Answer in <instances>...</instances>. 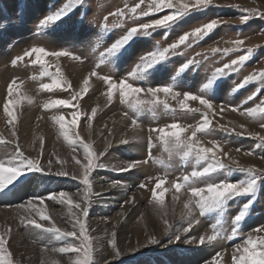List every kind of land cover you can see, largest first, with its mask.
Listing matches in <instances>:
<instances>
[{
	"label": "rangeland",
	"instance_id": "1",
	"mask_svg": "<svg viewBox=\"0 0 264 264\" xmlns=\"http://www.w3.org/2000/svg\"><path fill=\"white\" fill-rule=\"evenodd\" d=\"M66 0H0V10L5 15L12 16L11 25L0 36V159H10L15 150V143H10L15 138L12 137V128L7 123V118L3 112V103L9 99L7 86L16 80V88L13 90L12 99L19 103L10 105L17 120L16 132L18 143L25 155L37 157L40 155V138L44 139V151L41 163L46 167V162L50 154L55 153L61 160H66V170L71 174L79 173L80 169L71 159L72 152L67 141L60 135L59 125L52 116L63 112L65 122L72 120L71 112L78 111L81 119L77 125L73 126V131L79 132L80 136L87 142L93 143L94 151H103L106 141H111L112 147L100 157L101 163L107 165L106 169H96L92 174L93 193H99V197L93 198L92 207L87 219L89 234L95 237L93 242L94 259L98 264H231V254L237 245L243 243L249 234L256 235L254 230L260 225H264V196H261L255 206V211L247 221V225L242 228L239 234L229 239L231 233V218L239 210L244 198H237L230 201L220 227L223 237L214 246H198L193 244L178 242L167 245V236L163 234L165 227L163 215L157 214L153 205L149 203L151 193L149 188L154 187L159 178L166 177V183L162 185L161 191L165 188V210L166 218L173 225L174 230L186 227L187 224L181 218L184 211V202L188 199L186 189L175 192L171 182L190 173L197 165L194 159L184 160L180 155L169 156L164 151L161 142L152 133L154 147L151 155L155 160H150L147 164H141L135 169L126 172L113 171V166L126 167L133 161H143L149 156L148 136L149 130L154 127H162L172 122H179L182 125H195L201 119V114L188 112L179 109L178 102L169 97V104L173 110L164 109L162 106L155 111H145L137 117L138 127L132 126V112L125 104L120 103L118 92L114 93L111 104L107 103V85L98 77H89L88 74L100 65L97 71L101 76L111 75L117 82L123 78L138 62L139 58L154 49L159 44L166 47L178 38L184 31L191 30L201 23L210 19H219L227 23L222 24L214 33L193 45L190 49H181L182 54L171 56L167 62V70L147 78L142 87L157 86L172 82L176 75V70L188 59L195 58L198 64L193 66L186 74H182V83L176 88L182 94L185 91L194 94H201L202 84L210 76L215 67L222 66V63L235 58L236 55L243 54L237 52L221 59L219 54H211V47H230L226 43L229 40L246 38V46H260L256 49L253 57L246 66L236 74H232L223 79L216 90L214 103L221 102L252 107L258 103V99L247 101V97L257 87L258 83H253L234 91V86L243 77L254 70L264 68V17L256 16L247 23H240L239 17L243 14L244 8H259L264 12V0H216L219 6L210 7L203 14L197 13L180 22L171 29L165 36V30H157L150 37H140L129 50L130 54L125 57L109 62L101 60V53L111 45L118 37L122 36L129 27L134 26L132 21L123 25L116 24L115 17H109V24L114 25L108 31L101 27L103 18L109 12L117 8H122L125 4L131 6L138 0H86L84 6L79 11L74 12L67 22L58 28L41 31L38 27L39 20L49 12L50 7H59ZM26 4L23 22L16 19L17 5ZM239 5L240 7H233ZM87 9V18L91 21L90 26H82L79 21L81 13ZM161 14L143 18L137 23L147 22L149 19L159 18ZM2 27V25H0ZM32 46H43L48 51L69 50L83 58L82 61L73 60L71 57L46 56L49 63V70L56 73L57 67L60 72L56 73L62 80L71 84H53L51 76H42L43 68L39 64H32L33 57H26L23 62L12 65V59L17 55H22L23 51ZM197 53H204L197 56ZM89 78L88 92L82 93L77 101H72L76 107L70 105H58L56 108H45L44 105L53 100L69 99L73 92H79L83 88V79ZM131 82V81H130ZM42 84L53 85L52 88L43 89ZM162 95V94H161ZM264 96V92L260 93ZM27 97H31V103ZM191 108L202 107L198 101H189ZM97 109V115L92 119L91 135L86 128L85 115L91 114V109ZM128 112V117L123 114ZM223 125L224 127H220ZM240 125H244L241 128ZM235 128V132L231 129ZM111 129V135L109 134ZM259 122L240 116L239 113L226 111L213 119V130L210 134H198L200 140L211 146L210 141L220 142L224 151L236 157L244 166L254 165L256 168H264V150L256 147L257 140L249 137L248 132H259ZM244 132L241 136L239 133ZM264 134V133H262ZM135 137V139H133ZM121 140H128L126 144H121ZM240 148V152L235 149ZM253 151L251 156L245 152ZM80 158H83L82 149L77 148ZM56 156L51 157L54 161ZM225 162L227 158H225ZM59 165H53V172L59 170ZM234 178H243L241 173H233ZM113 181H119L121 186L112 187ZM142 183L148 184V188H141ZM83 184L71 179V177H61L41 173H31L28 181L18 185L13 193H6L0 197V229L11 225L12 238L10 240V250L13 253L14 264H71L68 254L53 252V248L63 246V241L54 240L50 234L43 233L26 223H21L22 216H29L28 212L17 210L15 207L26 202L32 196H48L49 193L66 191L73 195L74 200H81L83 194ZM178 196L173 200V195ZM134 198L133 203L125 201ZM47 212L51 220H41L38 214H31L38 223L45 227L52 226L53 223L62 229L72 230V221L67 212V205L46 200ZM199 225H194L191 231L192 236L199 237L202 234H211V224L218 218L214 214L199 216ZM115 229L117 232V243L123 255L120 258L112 259V250L108 244L109 233ZM147 235H155L160 241V245H146ZM264 235V233H260ZM187 234H185V237ZM51 241V243H49ZM141 245L139 251L130 253L129 248ZM167 245V250H165ZM47 246V251L43 249ZM220 252L221 256H215Z\"/></svg>",
	"mask_w": 264,
	"mask_h": 264
},
{
	"label": "snow or ice",
	"instance_id": "2",
	"mask_svg": "<svg viewBox=\"0 0 264 264\" xmlns=\"http://www.w3.org/2000/svg\"><path fill=\"white\" fill-rule=\"evenodd\" d=\"M86 0H66L61 6H52L49 12L45 14L40 20L38 27L41 31H47L49 29L58 28L65 24L74 12L79 11L85 4ZM219 6L216 4V0H138L131 6L125 4L122 8H117L113 12H109L103 18L102 28L104 31H108L114 25L109 24V17L116 18V24L123 25L129 21H132L134 26L129 27L126 32L118 37L114 42L108 46L104 52H102L101 60H108L109 62L119 60L126 55L130 54V49L136 40L140 37H150L151 34L157 30H165V36L167 37L169 31L173 29L180 22L185 21L192 15L197 13L203 14L210 7ZM233 7L239 8V5H233ZM27 5H17L16 19L23 22L25 10ZM166 11L167 14L160 15L159 18L149 19L147 22L137 23L143 18L150 17L152 15L161 14ZM261 16L264 17V12L259 8H244L243 14L239 17L240 23H247L250 19ZM12 16L10 14L5 15L0 10V36H3L4 32L11 25ZM79 23L82 26H90L91 21L87 18V9L81 13ZM227 22L219 19H210L208 22L201 23L199 26L191 28V30L184 31L178 36L172 43L166 47H161L157 44L153 50L143 54L133 68L123 78L117 82L111 75L101 76L97 69L99 64L93 68L88 74L89 77H98L101 79L107 87V103L111 104L114 99V93L118 92V98L120 103L125 104L127 108L132 112V126L138 127L137 117L139 114L145 111H155L162 106L164 109L175 110L172 105L169 104V97L172 100L178 102V107L181 110L188 112H197L201 114L202 119L195 125H182L179 122H172L162 127H154L149 130L148 136V148L149 156L143 161H133L127 164L126 167L113 166L112 170L117 172H126L137 168L141 164H147L150 160L156 158L151 155V149L155 146L153 143L152 133L156 134V138L161 142L165 152L169 156L173 154L180 155L184 160L194 159L197 165L200 167H194L193 170L183 175L181 178L172 181V187L176 193H179L181 189H186L188 193V199L184 202V211L181 212V218L186 222L187 226L175 229L173 225L169 223L167 211L165 210V192L168 189L161 191L162 185L166 183L165 178H159L156 180L154 187L149 188L151 193V199L149 203L153 205L157 214L163 215V223L165 225L163 234L167 236V245H173L183 241V243L193 244L198 246H214L223 237V231L220 227L221 220L219 217L225 215L229 202L234 201L237 198H244L239 210L231 218V239L239 234L244 226L247 225V221L255 211V206L261 196H264V168H256L254 165L244 166L236 157L231 156L229 152L224 151L220 142L212 140L211 146L204 144L198 134L208 135L213 130V119L222 115L226 111L239 113L240 116H245L249 119L259 122V132H248V136L255 138L258 142L256 147L264 150V96L260 93L264 92V68L254 70L253 72L245 75L243 79L234 86V91L247 87L250 84L258 83L257 87L246 98L247 101H254L258 99V103H255L252 107H243L234 104H225L221 102L219 105L214 103L216 90L219 88L223 79L232 74H236L241 71L247 64V62L253 57L256 49L260 46H246V38H235L227 41L230 47H211L210 53L215 55L219 54L221 59L228 57L230 54L243 52V54L236 55L235 58L228 62L222 63V66L215 67L210 76L206 79V82L202 84L201 94H194L189 91H185L182 94L176 91L179 84L182 83V74H186L193 66L198 64L195 58L188 59L177 70L176 75L172 78V82L165 83L157 86L142 87L141 84L146 83V80L150 76L163 73L167 70V62L171 56L182 54L181 49H190L193 45L202 41L210 34L214 33L222 24ZM204 53H197V56ZM32 64H39L43 68L42 76H51L53 84L67 85V88H71V84L62 80L56 73L60 72L59 67L56 69V73H52L49 70V63L45 60L46 56L52 57H71L73 60L82 61L83 58L69 50L48 51L43 46H32L23 51L22 55L15 56L11 64L17 65L23 62L26 57H33ZM131 81V82H130ZM89 78L83 79V88L79 92H73L69 99L53 100L48 104H45V108H56L58 105H70L75 108L76 105L72 104V101H77L82 93L88 92ZM53 85L42 84L43 89H51ZM16 88V80L12 81L7 86V93L9 99L3 103V112L7 118L8 125L11 126V135L15 138L10 143H15L14 154L10 159H0V197H3L6 193H13L18 185H22L29 180L31 173H41L47 175H55L61 177H71V179L80 181L84 188L81 200H74L73 195L79 196L80 193L70 195L66 191H60L59 193L52 192L48 196H32L26 202L16 205L17 210H23L29 213V216H22L21 223L31 225L36 229L41 230L43 233H48L56 241H63V246L53 248V252H59L62 254H68L71 258V264H98L94 259V247L93 242L95 237L89 234L88 222L89 212L92 207L93 198L99 197V193H93V181L92 174L96 169H106L108 166L99 162L100 157L105 155V152L112 147L111 141H106L103 151L96 152L93 148V143L85 141L79 134V132L73 131V126L81 119V114L78 111H72V120L70 123L65 122L63 112L59 115L52 116V120L59 125L60 135L67 141L69 148L71 149V159L75 162L80 169L79 173H69L66 170L67 161L61 160L55 153L50 154L49 159L46 162V167L41 163V158L44 151V139L40 138V155L32 157L25 155L21 150L18 143V137L16 132L15 121L17 117L10 107L19 103L18 100H13V90ZM162 94V95H161ZM31 103L32 98L27 97ZM189 101H198L202 106L200 108H191ZM97 109L93 107L90 115H85L86 128L91 135L92 119L96 117ZM128 117V112L123 114ZM220 127H224L221 125ZM244 128V125H240ZM111 135V129L108 130ZM235 132V128L231 129ZM243 136L244 132L239 133ZM135 139V137L133 138ZM128 140H121V144L128 143ZM77 148L82 149L83 158H80V153L77 152ZM236 152H240V148L235 149ZM251 156L253 151L244 153ZM56 156L55 161L51 158ZM227 158L228 162H225ZM264 159V156L261 157ZM58 164L59 170L53 172V165ZM233 173L243 174V178H234ZM112 187L121 186L119 181H113ZM141 188H148V184L142 183ZM178 196L173 195V200H177ZM46 200L58 202L62 205L66 204L67 212L72 221V230L62 229L57 227L55 223L50 227H45L44 224L38 223L35 218L31 217V214H38L41 220H51V217L47 212ZM134 198L125 203H133ZM197 211L199 216H205L206 214H214L218 218L215 223L211 224V234H202L199 237L192 236L191 231L194 225H199L200 220L197 218ZM256 235L249 234L242 244L237 245L231 254V264H264V225H260L254 230ZM185 234L187 236L185 237ZM108 244L112 250V259L120 258L123 253L120 251L117 243V232L113 230L108 234ZM12 238L11 225L0 229V264H14L13 253L10 250V240ZM51 243V241H49ZM161 241L155 235H147L146 245H160ZM165 245V250H167ZM141 245H137L135 248H129L130 253H136L139 251ZM47 251V246L43 249ZM221 256L220 252L215 253V257ZM43 264V262H42ZM104 264H108L105 260ZM151 264V261L147 262ZM216 264H219L217 261Z\"/></svg>",
	"mask_w": 264,
	"mask_h": 264
}]
</instances>
